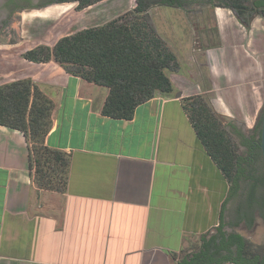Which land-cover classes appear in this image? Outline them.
<instances>
[{
	"label": "crops",
	"instance_id": "obj_1",
	"mask_svg": "<svg viewBox=\"0 0 264 264\" xmlns=\"http://www.w3.org/2000/svg\"><path fill=\"white\" fill-rule=\"evenodd\" d=\"M57 5L21 15L42 13L34 16L41 27L71 13ZM229 10L214 12L220 36L219 45L204 55L207 89L200 85L202 74L198 81L179 68L167 74L173 92L139 105L131 120L102 115L108 89L69 75L53 61L21 58L24 51L52 47L59 38L24 50L8 71L0 68V84L30 78L52 101L45 144L70 158L65 189H40L30 175L24 136L0 126V264H179L178 257L197 238L200 250L202 239L216 232L207 233L232 227L238 208L242 219L243 199L234 202L231 184L201 145L183 103L214 95L215 111L232 122L227 104L240 99L235 92L247 90L257 57L250 50L255 44L259 50L264 32L259 18L246 29L235 15L226 17Z\"/></svg>",
	"mask_w": 264,
	"mask_h": 264
},
{
	"label": "trees",
	"instance_id": "obj_2",
	"mask_svg": "<svg viewBox=\"0 0 264 264\" xmlns=\"http://www.w3.org/2000/svg\"><path fill=\"white\" fill-rule=\"evenodd\" d=\"M102 1L105 0H50L44 6L76 3L75 11L79 12ZM223 1L222 7L232 10L246 29L256 16L264 18V11L254 10L250 0ZM182 6V0H135L131 10L108 22L65 35L52 47L37 45L24 51L21 58L36 64L53 61L69 75L108 89L102 115L131 120L136 107L157 94L173 92L166 72L179 70L174 53L158 34L148 12L154 7ZM209 101L206 95L183 99L201 145L231 184L233 197L243 199V217L241 219L238 208L232 228L241 222L251 227L256 211L264 217V196L257 193L264 182L258 174L260 154L255 153L260 135L258 140L254 139L256 130L260 132V123L251 130L253 136L244 138L247 154L242 156L233 137H242L241 133L233 128L229 119L216 112ZM52 110V101L30 78L0 84V126L24 136L29 148L30 175L36 185L40 189L61 192L67 183L70 158L45 144L52 127ZM230 126L232 132L228 129ZM243 183H246L245 188ZM203 239L200 250L179 256L178 263L264 264V245L255 247L240 234L224 231L223 225L208 241Z\"/></svg>",
	"mask_w": 264,
	"mask_h": 264
},
{
	"label": "rangeland",
	"instance_id": "obj_3",
	"mask_svg": "<svg viewBox=\"0 0 264 264\" xmlns=\"http://www.w3.org/2000/svg\"><path fill=\"white\" fill-rule=\"evenodd\" d=\"M182 1V8L154 7L148 12V15L158 34L165 40L169 49L175 53V57L179 59V68L188 71L189 74H195L198 81H200L199 74H202L200 85L207 89L210 81L204 55L205 51L219 45L220 30L216 25L214 12L208 9V5L205 4L204 0H201V2H198L199 0ZM75 6L76 3L58 4L56 8L62 11L70 9L71 13L55 16L41 27L35 26L39 19L34 16L42 14L37 12H24L20 17L16 16L9 24L4 25L0 31V56L2 54L6 57L0 64V68L8 71L7 66L13 62L14 58H19L24 50L37 43L51 44L56 39L74 31L108 22V20L131 10L135 6V0H105L93 5L87 13L72 10ZM204 7L207 8L204 9ZM232 15H234L232 10L227 11L226 17L231 18ZM255 18H259V25L262 26L261 29L264 32V18L261 16ZM231 33V31L228 32L229 35ZM21 36L24 38V42L18 46H9L12 45V42L16 43V40ZM261 38L264 39V36ZM254 46L256 47V44ZM255 47L250 50L257 57L252 60L255 69L252 78L249 79L246 85L247 90L243 89L235 92L234 95L240 99L236 104H227L233 116L231 125L233 128H237L242 135V137L233 135L235 142L238 144V153L242 156L247 154V148L243 146V140L253 136L251 130L255 124L260 123L264 107V41L260 43L259 50H256ZM204 95L211 99L214 97V95ZM213 108L215 109L214 106ZM228 129L232 132L231 126ZM259 135L258 129L254 134V139L258 140ZM258 165V174L262 176V165ZM246 183L248 184V182ZM246 183H243V188H245ZM257 193L258 196L259 194L264 196V189L260 187ZM262 213L264 214V206ZM224 231L240 234L255 247L264 245V217L260 216L259 211L254 213V221L251 227L241 223L236 228L224 226ZM215 232L216 229L206 235L210 236ZM198 247L199 239L197 238L182 255L188 254V252L193 253L197 251Z\"/></svg>",
	"mask_w": 264,
	"mask_h": 264
},
{
	"label": "flooded vegetation",
	"instance_id": "obj_4",
	"mask_svg": "<svg viewBox=\"0 0 264 264\" xmlns=\"http://www.w3.org/2000/svg\"><path fill=\"white\" fill-rule=\"evenodd\" d=\"M50 0H0V31L4 27V25L9 24L13 18L16 16L20 17L21 13L24 10H32L35 8H40V6H44ZM206 5H208V9H211L213 12L218 7L224 6L223 0H204ZM220 1V2H219ZM198 2H201L199 0ZM250 4L252 5L254 10L264 11V0H250ZM207 7H204V9ZM225 8V7H222ZM255 153L260 154V150L258 144L255 147ZM260 164L262 165V181L264 182V167L261 159V154L259 156ZM264 189V187H263ZM236 198L234 197V202Z\"/></svg>",
	"mask_w": 264,
	"mask_h": 264
},
{
	"label": "water",
	"instance_id": "obj_5",
	"mask_svg": "<svg viewBox=\"0 0 264 264\" xmlns=\"http://www.w3.org/2000/svg\"><path fill=\"white\" fill-rule=\"evenodd\" d=\"M176 96L177 97H180L181 94L180 93H177ZM258 147H259V150H260L261 159H262V163H263V167H264V107H263L262 115H261L260 139L258 141Z\"/></svg>",
	"mask_w": 264,
	"mask_h": 264
}]
</instances>
